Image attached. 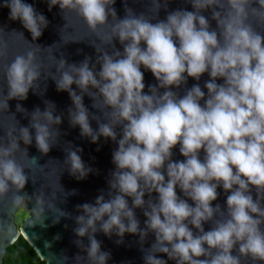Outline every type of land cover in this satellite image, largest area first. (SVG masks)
<instances>
[{
    "label": "clouds",
    "instance_id": "obj_1",
    "mask_svg": "<svg viewBox=\"0 0 264 264\" xmlns=\"http://www.w3.org/2000/svg\"><path fill=\"white\" fill-rule=\"evenodd\" d=\"M114 3L49 0V8L58 5L75 12L95 31L109 16L116 17L110 7ZM187 3L191 10L177 8L155 22L127 9L102 37L108 44L118 40L122 51L102 52L98 70L87 58L67 66L59 60L56 88L67 91L72 101L70 123L92 142L100 136L117 142L112 154L115 170L108 182L115 194L78 206L82 214L76 217L74 231L78 237L87 234L86 254L93 264H105L109 255L93 235L97 223L106 235L113 230L121 237L138 233L141 241L151 232L154 241L144 255L145 264H241V257L264 264V31L258 30L264 26V0ZM152 4L157 12L158 0ZM9 8L10 18L18 19L33 39L47 26L46 17L26 0H10ZM5 54L0 46V56ZM34 59V52L27 51L7 65L8 99L27 97L39 76ZM142 68L155 84H145ZM205 73L203 87L193 83L182 94L177 91L189 78L199 82ZM84 94L93 98L94 107L107 109L106 121L95 130ZM7 106L6 100L0 101V109ZM52 107L31 114L41 153H47L55 139L51 125L61 120ZM7 135L9 143L0 144V196L11 186L24 188L28 177L13 153L19 141L28 145L33 140L29 127H20L18 136L11 130ZM177 147L183 159L172 158ZM67 160L77 179L90 171L77 151H69ZM218 188L227 193L224 210L213 204ZM23 200L24 195L14 198L16 204ZM41 204L37 198L38 218ZM137 207L144 208V228L134 214ZM205 223L211 224L207 231ZM156 253L166 254L167 260Z\"/></svg>",
    "mask_w": 264,
    "mask_h": 264
},
{
    "label": "water",
    "instance_id": "obj_2",
    "mask_svg": "<svg viewBox=\"0 0 264 264\" xmlns=\"http://www.w3.org/2000/svg\"><path fill=\"white\" fill-rule=\"evenodd\" d=\"M26 2L31 4L36 12L42 13L48 21L42 34L36 39L32 38L18 19L10 18V0H0V46L6 51L4 56H0V101L6 100L8 105L7 108L0 109V144L9 143L7 133L10 130L14 136H18L20 127H29L33 136L31 144L25 145L22 140L19 141V149L13 153V158L24 168L28 177L24 188L18 190L11 186L7 193L0 196V264L6 247L19 235L25 238L45 264H93L86 254L89 244L87 234L78 237L74 231L78 227L76 217L82 214L78 206L84 203L93 204L100 195L108 199L115 194V190L110 189L108 182L115 170L112 154L117 148V142L103 136L92 142L90 137L80 134L79 126L70 123L69 109L73 108L72 101L67 91H58L56 88L55 81L60 76L57 70L59 60H65L67 66L78 65L87 58L89 66H95L98 70V57L102 52L111 54L116 50L122 51V45L118 40L113 38L112 43L108 44L102 37L111 31V26L116 20L124 17L127 9H131L134 14L143 13L155 22L177 8L191 10V5L187 0H158L160 7L157 12H153L152 0H115L110 7L115 9L116 17L109 16L105 25L93 31L75 12L62 11L58 5L49 8V0ZM258 30L264 31V26H259ZM27 51L34 52V63L38 66L39 76L33 81L25 99H8L6 67L15 55ZM141 70L144 71L146 85L156 83L150 72L143 68ZM206 79H208L206 73L201 76L199 82L189 78L187 84L177 91L182 94L184 88L190 87L193 83H199L203 87ZM71 87L80 93L75 84ZM89 90L96 91L91 87ZM93 103L91 96L83 95V104L88 109L89 120L95 130L99 122L106 121L107 109L94 107ZM49 105L53 106L54 116H60L61 120L59 124L51 125V129L56 132L55 139L49 151L41 153L35 146V130L30 126L31 114L37 108L44 111ZM116 132L118 140L119 125ZM69 151H77L84 166L90 169L84 178L77 179L75 175L70 174V164L67 160ZM172 158L183 159L179 155L178 147L173 149ZM217 191L218 197L213 204L219 203L221 210H224L227 193L222 188H218ZM16 195H24L21 204L14 202ZM152 196L154 197L155 193ZM37 198L42 200L39 207L43 209L39 218L36 215ZM144 198L145 201L148 200L147 193ZM128 200L131 206V198ZM19 208L25 211L26 217L17 225L15 215ZM143 211L144 208H134L140 228L145 227L146 217ZM61 212L64 215H60ZM210 227V223L204 224L206 231ZM97 229L93 235L100 242L101 251L109 254L105 264H145L144 255L154 241L151 232L141 241L138 233L126 232L121 237L113 230L106 235L99 230V223ZM234 254H237L235 250ZM156 255L167 260L166 254ZM167 264L175 262L167 260ZM241 264L261 262L241 257Z\"/></svg>",
    "mask_w": 264,
    "mask_h": 264
},
{
    "label": "trees",
    "instance_id": "obj_3",
    "mask_svg": "<svg viewBox=\"0 0 264 264\" xmlns=\"http://www.w3.org/2000/svg\"><path fill=\"white\" fill-rule=\"evenodd\" d=\"M19 225V222H16ZM2 264H45L33 247L21 235L8 245L3 254Z\"/></svg>",
    "mask_w": 264,
    "mask_h": 264
},
{
    "label": "rangeland",
    "instance_id": "obj_4",
    "mask_svg": "<svg viewBox=\"0 0 264 264\" xmlns=\"http://www.w3.org/2000/svg\"><path fill=\"white\" fill-rule=\"evenodd\" d=\"M26 213L21 208L18 209L16 215H15V222L21 223L23 219H25Z\"/></svg>",
    "mask_w": 264,
    "mask_h": 264
}]
</instances>
